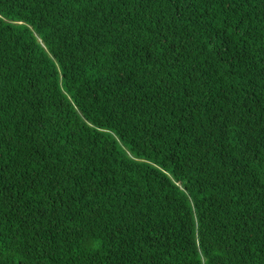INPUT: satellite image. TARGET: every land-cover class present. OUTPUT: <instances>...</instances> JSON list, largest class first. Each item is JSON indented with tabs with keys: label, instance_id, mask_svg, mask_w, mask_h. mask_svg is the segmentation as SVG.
<instances>
[{
	"label": "trees",
	"instance_id": "trees-1",
	"mask_svg": "<svg viewBox=\"0 0 264 264\" xmlns=\"http://www.w3.org/2000/svg\"><path fill=\"white\" fill-rule=\"evenodd\" d=\"M0 264H264V0H0Z\"/></svg>",
	"mask_w": 264,
	"mask_h": 264
},
{
	"label": "rangeland",
	"instance_id": "rangeland-1",
	"mask_svg": "<svg viewBox=\"0 0 264 264\" xmlns=\"http://www.w3.org/2000/svg\"><path fill=\"white\" fill-rule=\"evenodd\" d=\"M122 147H123V145H122ZM123 149L126 151V153L128 154V156L131 157L130 153L128 152V151H129L128 148L125 149V148L123 147Z\"/></svg>",
	"mask_w": 264,
	"mask_h": 264
}]
</instances>
